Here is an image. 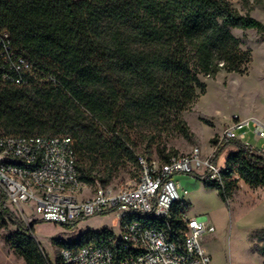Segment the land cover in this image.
I'll use <instances>...</instances> for the list:
<instances>
[{"label": "trees", "instance_id": "obj_1", "mask_svg": "<svg viewBox=\"0 0 264 264\" xmlns=\"http://www.w3.org/2000/svg\"><path fill=\"white\" fill-rule=\"evenodd\" d=\"M242 5L245 12L232 0H0V31L10 33L41 78L58 79L24 87L0 83V135L70 136L79 179L110 186L112 158L126 157L137 166L139 156L151 159L149 145L144 154L135 151L126 127L174 126L193 141L182 114L206 93L200 75L248 72L252 51L233 29L264 35V23L251 15L255 7L264 12V0ZM231 145L237 151L227 157L223 184L198 175L227 204L238 189L235 173L253 188L264 186V156L242 142L224 140L212 160ZM156 150L162 162L179 155L166 146ZM180 213L176 204L174 215ZM80 220L64 226L71 229ZM39 222L45 221L19 220L0 188V227H16L6 237L15 253L26 264H63L43 255L34 236ZM99 234L59 243L83 246Z\"/></svg>", "mask_w": 264, "mask_h": 264}, {"label": "built area", "instance_id": "obj_2", "mask_svg": "<svg viewBox=\"0 0 264 264\" xmlns=\"http://www.w3.org/2000/svg\"><path fill=\"white\" fill-rule=\"evenodd\" d=\"M36 82L58 83V79L54 75L41 78L36 66L18 51L10 33L0 31V83L24 87ZM249 136L260 144H253ZM224 140H238L264 156V120L235 114L209 155L198 146L165 162L141 155L139 176L127 186L114 189L98 184L90 194L87 190L92 186L79 179L70 136L0 135V188L9 206L25 218L23 202L35 203L39 219L54 224L98 214L116 217L120 233L107 229L83 246H62L63 264H211L200 238L215 227L186 213L174 215L182 199L175 175L207 173L223 184L226 165L220 166L219 159L214 162L212 157Z\"/></svg>", "mask_w": 264, "mask_h": 264}, {"label": "rangeland", "instance_id": "obj_3", "mask_svg": "<svg viewBox=\"0 0 264 264\" xmlns=\"http://www.w3.org/2000/svg\"><path fill=\"white\" fill-rule=\"evenodd\" d=\"M232 4L245 12L242 0H232ZM251 15L264 23L261 8L255 7ZM233 32L244 41L243 48L252 51L248 72L240 74L222 71L216 78L200 75L206 84V93L200 95L191 110L182 114L194 133L193 141H188L174 126L157 125L150 128L136 124L126 127L125 132L138 154H144L149 145L152 154L148 156L159 159L157 145L166 146L167 151L175 149L179 154H188L198 146L207 156L212 151L213 139L222 133L233 115L246 116L250 111L264 113V42L261 41L264 35L255 29H233ZM249 140L255 145L260 144L251 136ZM236 151V147L229 146L219 158L220 166L225 167L227 156ZM112 159L110 162L115 172L110 186L120 189L135 178L139 166L126 157L116 156ZM198 175L202 174L180 172L175 175L181 184L182 199L178 207L180 212L189 217L199 218L207 226L215 227L214 232H205L200 238L202 247L211 257V264H264V196L258 208L248 204V195L244 192L235 203L231 199L227 204L218 190L207 187ZM237 176L235 173L234 178ZM93 190L94 187H91L87 191L91 194ZM21 206L26 218L21 211L11 207L19 220L26 224L40 221L35 212V203L23 202ZM15 229L12 223L0 227V264H26L24 258L15 253L6 241V237ZM107 229L120 233L116 217L98 214L81 219L71 229L48 221L39 222L35 225L34 236L40 243L43 255H49L56 262L62 247L59 240L71 243L89 231L101 233Z\"/></svg>", "mask_w": 264, "mask_h": 264}, {"label": "crops", "instance_id": "obj_4", "mask_svg": "<svg viewBox=\"0 0 264 264\" xmlns=\"http://www.w3.org/2000/svg\"><path fill=\"white\" fill-rule=\"evenodd\" d=\"M252 115L257 116V117L261 118L262 120H264V113L263 112H261V113L257 112V114H256V113L250 111L246 116H252ZM237 178H238V189H237L236 193L234 194V197L232 200L233 203H235V201L238 199L240 194L242 192H244L245 194L248 195V204L249 205L254 206L255 208H258L259 206H261L262 205L261 199L264 196V186L253 188L250 185H248L247 183H245L244 180L239 178V176H237ZM231 207L233 209V206H231Z\"/></svg>", "mask_w": 264, "mask_h": 264}]
</instances>
